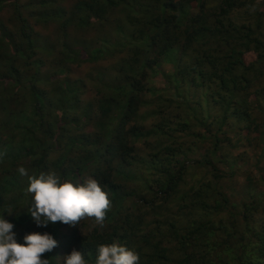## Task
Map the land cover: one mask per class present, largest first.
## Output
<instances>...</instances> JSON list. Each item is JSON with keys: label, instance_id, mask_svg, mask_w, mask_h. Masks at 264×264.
I'll return each mask as SVG.
<instances>
[{"label": "trees", "instance_id": "trees-1", "mask_svg": "<svg viewBox=\"0 0 264 264\" xmlns=\"http://www.w3.org/2000/svg\"><path fill=\"white\" fill-rule=\"evenodd\" d=\"M17 2L13 1L16 17L22 21L19 37L16 38L0 22V84L12 81L28 89V98L33 102L30 117L34 124L25 126L24 132L32 141L38 137L36 133L44 132L45 139L32 145L29 139H23L18 153L5 156L13 161L28 158L27 164L32 169L30 176H38L46 167L37 160L44 158L59 142L56 137L59 128L66 123L69 112L79 107L78 95L83 87L79 85L80 80L52 79L47 68L41 70L47 55L37 54L36 41L32 37L36 31L21 13ZM244 4V0H76L68 12L57 4V0L36 2L37 8L31 16L42 23L58 21L64 35L66 32L71 34L73 28L87 29L93 19L107 24L105 21L114 10L127 12V21L132 28L126 31L117 24L121 38L114 41L106 37L101 39L96 53L89 51L87 54L88 41L81 38L68 40L69 44L65 42L58 49L62 50V55L54 53L52 45L53 61L59 55L56 65L63 66L60 72H64L69 64L96 62L125 50L139 65L133 67L127 60L118 68V73L123 75L121 81L115 85L105 84V91L99 89L100 105L110 106L104 115L107 114V120L113 123L111 140L105 145V151H97L89 159L84 154L70 156V152L65 151L57 158L53 170L62 180L83 182V177L89 174L99 181L111 202L103 226L96 225L88 234H79L76 226H70V231L65 232L61 222L38 227L27 213L31 202L26 193L28 183H22L13 175L9 186L0 179V215L13 212L7 220L15 225L13 231L19 243H23V236L28 233L51 234L58 246L43 255L42 258L49 259V264H62L58 261L62 250L66 255L71 247L81 248L86 259L96 257L99 245L112 243L137 253L139 264H264V192L253 191L251 185H247L242 191L243 197L238 200L234 199L233 192H225L220 187L221 181L234 177L235 169L239 167L235 161L237 157L232 155L238 139L232 143L228 133L236 137L243 129H258L261 125L264 131V122H259L257 113H260L258 107L264 111V13L252 21L233 18V10ZM71 11L75 13L71 15ZM79 11L82 14L77 13ZM250 51L256 53V58L245 63L243 56ZM161 60L175 67L170 76L177 90L185 83L205 86L209 90V107L219 109L220 114L210 119L211 110L207 106L206 112L202 109L195 115L188 97L183 98L177 108L187 107L185 115L191 114L193 121L177 117L176 124H170L174 126H169L171 135L177 133L174 129L179 127L183 133L168 165L156 167L161 177L155 182L150 181L152 173L148 170L151 167L144 170V163L142 171L141 167L137 173L131 169L140 163L132 155L131 139L153 132L144 131L142 124L128 127L126 114L128 98L142 93L138 81H133L134 76L139 74L144 78L147 69ZM58 90L61 97L54 104ZM51 106L56 110L52 115L55 117L53 129L47 115ZM12 114L14 118L19 113L12 111ZM23 126L15 124L12 129L17 131ZM157 128L162 129L159 125ZM79 137L69 138V143L65 144L67 148L78 145L80 152L93 144L88 135ZM197 141L202 151L187 157V150L194 148L191 143L195 145ZM184 144H187L186 150ZM100 158L105 165L88 172V165ZM170 163H175V167ZM154 164L151 163L153 169ZM220 164L227 165L228 169L219 167ZM203 167L206 174L198 177L197 171ZM116 176L126 179L125 184L116 183L113 179ZM149 181L157 184L153 195H148L151 191ZM128 182L132 184L129 187ZM255 183L262 184L260 181ZM127 202L132 209L125 207ZM171 202L177 204L174 218L160 219L158 214L162 211L157 210V206ZM181 215L184 221L179 223ZM152 226L159 231L166 226L169 233L156 239L152 237Z\"/></svg>", "mask_w": 264, "mask_h": 264}, {"label": "rangeland", "instance_id": "rangeland-1", "mask_svg": "<svg viewBox=\"0 0 264 264\" xmlns=\"http://www.w3.org/2000/svg\"><path fill=\"white\" fill-rule=\"evenodd\" d=\"M13 1L14 0H1L0 22H3V26L7 27L10 32L18 38L19 27L22 21L16 17L17 11ZM17 1L21 13L33 27V31H36L35 35H32V37L36 41L37 54L47 55L45 65L41 70L44 71L47 68L48 74L52 79L58 78L61 81L67 78L70 81H82V83L79 84L83 87L78 95L79 107L76 110L69 112L66 123L59 128V132L56 136L59 142H57L52 151L48 152L44 158H39L37 160V163L46 167L45 172H53L57 158L65 153V151H69L70 156H75V154H77L79 157L81 154H84L88 159L95 155L97 151H105V145L111 140L113 123L111 120H107V114L104 115L105 111L108 110L110 106H105V104L100 105L101 93L99 92V89L105 91V84L115 85L121 81L123 75L118 73V68L127 60L132 62L133 67H137L139 62H134L130 59V54L125 50L100 61L69 64L64 72H60L59 70L63 66L56 65L59 55H57L53 61L52 53L50 54V48L53 45L54 53L62 55V50L58 51V49L62 48L65 42L69 44L68 40L69 42H72L76 38H81L88 41L85 48L87 54L89 51L96 53L101 39L106 37L109 38V40L114 41L121 38L122 33L120 34L116 30L117 24L122 25L126 31L132 27L128 24L127 12L118 9L114 10L107 17L105 21L107 24L104 22L101 24V22L93 19V23L87 29L80 31L79 28H73L74 30L71 34L66 32V35H64L59 28L58 21L49 20L48 22L42 23L35 20V17L31 16L30 13L35 12L37 8L36 2L38 0ZM244 1L245 4L242 7L233 10L231 14L233 18L238 20L250 19L252 21L257 15L264 13L262 0ZM75 2L76 0H57V4L64 6L68 12ZM73 13L75 12L71 11V15H73ZM77 13L82 14L81 11ZM87 54L82 55V58ZM255 58L256 53L253 51L247 52L243 56L245 63H249L255 60ZM174 71L175 67L170 62L161 60L155 63L152 68L147 69V74L144 78L139 74H136L133 81H138L137 84L142 90V93H140L138 97L134 95L127 100L128 108L126 117L128 118L126 119L128 127L131 125L142 124L144 131L150 130L153 132L144 137L131 139L130 144L132 145V155H134V157L140 162L131 167V169L133 172L137 173L141 167L142 171V163H144V170L147 166L151 167L148 170L152 173L150 175V181L154 180L155 182L159 179L158 177H161L157 168L168 165V160L171 159L173 151H177V142L181 139L179 136L181 137L183 133L180 131L181 129L179 127V129H174L177 130L178 134L174 133V135H171L172 130H168L169 126H171L170 124H176L177 117L185 118L187 121H193L191 114L187 113L188 117L185 115V111L188 108H177V105L182 103L183 98L187 96L195 115H197L202 109L206 112L207 106L209 111L212 108V106L209 107L208 105L209 90L205 86L195 87L191 84L185 83V85L182 84L181 88L177 90L176 84L170 76ZM42 81L47 82V79H43ZM27 90L28 89L25 86L19 87L18 85H15L14 82L12 83V81L5 85L0 84V179L6 186L11 185V177L13 175L17 178L19 177V181L22 183H28L26 180L28 178L26 176H21L17 170L19 167L23 166L28 174L31 175L32 169L27 164L28 158L13 161L8 159L5 155L13 152L18 153L22 148L21 141L23 139H29L30 145L37 140L43 139L42 141H44L45 139L44 132L36 133L38 137L33 141L31 136H27L28 133L24 132L25 126L34 124L30 117V111L33 109V102L29 100ZM178 93H180V95H178ZM57 94L58 98L53 99L54 104H57L58 99L61 97V92L59 90ZM54 108L55 107L51 106V109L47 112V115L50 118L48 123L51 129L55 128L52 124V119H55V117L52 116L56 111ZM258 109L260 111V113L257 112L259 114L258 120L262 123L264 122V111L262 107H258ZM12 111H17L19 114L12 118ZM182 112H184V114ZM219 114V109H212L209 113L211 117L210 119H215ZM164 117H167V119L165 118V120ZM161 119H164V121H160ZM98 120L100 121L99 124H97ZM162 123H164L163 126H161ZM242 123L245 122L243 121ZM15 124L24 126L20 129L18 128L16 131L15 129H12ZM157 125L162 127V129L159 130ZM171 127L174 128V126ZM260 127H262V125ZM260 127L258 129L252 128L250 130L243 129L239 133L237 132L236 137H233V133H228L227 135L232 143H234L236 138L238 139V145L232 150V155L237 157L235 161L239 167L235 169L236 175L234 177L225 178L221 181L222 184H220V187L222 186L221 190H225V192H233L234 199L240 200L241 197H243L242 191L245 190V187L247 189V185L248 187L251 185L250 189L253 188V191L264 192V149H262L264 148V131L262 132V128ZM77 135H80V137H86V135H88L93 144L86 149L83 148V151L80 152L77 151L79 147L78 145L72 146L68 149L65 144L69 143V138L74 136L77 137ZM191 145L194 148L187 150L185 154L187 157L195 156L196 151H202L199 149L200 143L198 141L195 145L193 143H191ZM183 147L184 150H186L187 144H184ZM96 148L99 150H95ZM81 157L83 159V156ZM153 161H155V164ZM151 163L155 165V169H153ZM171 164L175 167V163H170L169 165L171 166ZM103 165H105L104 161L100 158L99 161H94L88 165V172L94 170L98 166L103 167ZM219 167L224 170L228 169V166L224 164H220ZM204 170L205 168L203 167V169L197 171V174L199 175L198 177L201 176L200 174H202ZM4 171L8 172L4 173ZM203 174H206V172ZM206 176L209 180V176ZM88 177L91 176L86 174L83 177V180ZM113 179L116 183H121L122 185L123 183L125 184L126 180L121 176H116ZM150 181L149 186L151 191H148V195H153L155 194L153 191H156L157 189V184ZM255 181H260L262 184H256ZM73 183L76 184L82 182L77 180ZM126 185L129 187L132 184L128 182ZM259 197H262V195L260 194ZM125 207L127 209H132L129 202L125 203ZM157 207H159L157 210L162 211L161 214H158L160 219L166 217L174 218V211L177 207L175 202L162 204ZM11 215H13V212ZM11 215L4 214L0 216H4L5 219H8L7 217ZM154 219L155 217L149 222V225L153 223ZM178 220L179 223L183 222V215H181ZM96 225L98 226L95 219L85 218L82 219L76 227L79 229V234H88ZM69 227V225L64 224L62 230L65 232L70 231ZM145 229H147V226ZM167 229L168 228L164 226L161 231H159L153 227L152 237L159 239L163 234L169 233ZM99 230L102 231V228L99 227ZM73 249L82 252L81 248L77 247H71L67 252L70 254ZM63 254H65V251L63 252L62 250L59 252V262L62 261V258L59 256H63ZM95 260V256H90L85 259L86 264H95Z\"/></svg>", "mask_w": 264, "mask_h": 264}, {"label": "clouds", "instance_id": "clouds-1", "mask_svg": "<svg viewBox=\"0 0 264 264\" xmlns=\"http://www.w3.org/2000/svg\"><path fill=\"white\" fill-rule=\"evenodd\" d=\"M17 171L28 178L26 193L31 202L27 213L38 227L56 222L75 227L85 218H94L96 224L103 226L111 202L97 179L88 177L74 184L51 171L38 176H30L23 166ZM14 227L0 216V264H49V259L42 257L58 246L54 237L32 232L25 234L23 243H19ZM59 257L62 264H86L84 254L75 249ZM95 264H139V255L117 243L101 244L97 247Z\"/></svg>", "mask_w": 264, "mask_h": 264}]
</instances>
